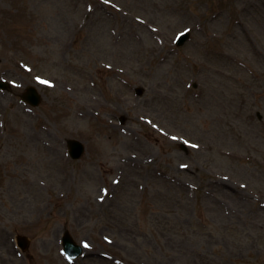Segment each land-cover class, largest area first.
<instances>
[{
  "label": "rangeland",
  "instance_id": "rangeland-1",
  "mask_svg": "<svg viewBox=\"0 0 264 264\" xmlns=\"http://www.w3.org/2000/svg\"><path fill=\"white\" fill-rule=\"evenodd\" d=\"M0 79V264H264V0H0Z\"/></svg>",
  "mask_w": 264,
  "mask_h": 264
},
{
  "label": "water",
  "instance_id": "water-1",
  "mask_svg": "<svg viewBox=\"0 0 264 264\" xmlns=\"http://www.w3.org/2000/svg\"><path fill=\"white\" fill-rule=\"evenodd\" d=\"M180 38H181L180 39V42H181L185 38V36H181ZM0 86H4V84H2L0 82ZM22 97L25 100L30 101L33 105H37L39 102V96H38L36 90L33 88L27 89V91L23 94ZM74 143H76V145L79 148H78V152L74 151L75 154L73 156L78 157L82 152V146L80 144H78L77 141H75V140L69 141L70 145H72ZM18 241H19L20 246L23 249L26 248L27 243H26V240L24 239V237L18 236ZM62 244H63L64 252L68 255L69 258H74V257L78 256L82 251L81 247L76 245V243L73 241V239L71 238V236L69 235L68 232L64 233V236L62 239Z\"/></svg>",
  "mask_w": 264,
  "mask_h": 264
}]
</instances>
